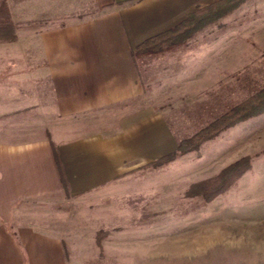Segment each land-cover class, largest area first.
<instances>
[{"label": "rangeland", "instance_id": "1", "mask_svg": "<svg viewBox=\"0 0 264 264\" xmlns=\"http://www.w3.org/2000/svg\"><path fill=\"white\" fill-rule=\"evenodd\" d=\"M213 1L198 0L192 11ZM133 56L143 96L75 122L82 133H114L125 115H156L173 146L127 162L109 184L75 195L65 190L64 199L21 201L16 222L5 223L57 234L63 264H264V112L159 161L264 87V0H245L185 41ZM244 157L249 167L229 186L202 193Z\"/></svg>", "mask_w": 264, "mask_h": 264}, {"label": "crops", "instance_id": "2", "mask_svg": "<svg viewBox=\"0 0 264 264\" xmlns=\"http://www.w3.org/2000/svg\"><path fill=\"white\" fill-rule=\"evenodd\" d=\"M197 1L5 0L16 39L0 42V264H63L57 234L5 223L21 201L64 199L53 147L75 195L173 146L156 115H125L114 133L75 120L142 97L132 51Z\"/></svg>", "mask_w": 264, "mask_h": 264}, {"label": "trees", "instance_id": "3", "mask_svg": "<svg viewBox=\"0 0 264 264\" xmlns=\"http://www.w3.org/2000/svg\"><path fill=\"white\" fill-rule=\"evenodd\" d=\"M245 0H215L212 3L189 12L175 26L146 38L132 51L136 52H157L169 46L185 41L186 38L197 29L207 25L215 19L227 14L232 9L243 3ZM15 23L10 19L7 6L4 1L0 3V42H10L16 39ZM264 112V87L251 94L236 105L225 110L209 126L195 132L189 138L179 141L177 148L172 153L159 159L160 162L171 160L177 155L195 150L205 140L216 136L220 131L233 125L236 122L248 119ZM53 157L61 184L67 190V180L59 160L57 151L53 147ZM249 167L248 158L244 157L225 167L214 179L205 185L206 197L222 191L230 185L240 174Z\"/></svg>", "mask_w": 264, "mask_h": 264}]
</instances>
